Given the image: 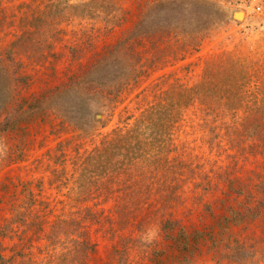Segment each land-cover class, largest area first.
Wrapping results in <instances>:
<instances>
[{
    "label": "trees",
    "instance_id": "16d2710c",
    "mask_svg": "<svg viewBox=\"0 0 264 264\" xmlns=\"http://www.w3.org/2000/svg\"><path fill=\"white\" fill-rule=\"evenodd\" d=\"M2 1L15 0H0V7ZM219 1L44 0L38 8L22 5L27 10L18 33L0 50L3 160L7 165L23 161L34 133L53 115L66 119L68 113L78 129L105 128L117 100L144 69L182 62L214 35ZM83 19L96 20L107 33H120L101 48L91 37L64 46L75 64L65 70L64 81L15 97L12 84L27 87L31 82L21 60L58 61L54 43L61 31L56 25ZM50 75L56 76L54 69ZM157 91L151 100L141 98L139 115L126 119H133L131 126L104 134L90 150L75 149L70 156L57 145L60 169L52 170L53 182L57 190L69 182L72 193L67 194H75L74 199L55 214L46 213L40 200L11 206L0 238L16 243L9 249L0 245V264H194L204 251L213 256L228 252L226 264H264V57L211 55L197 81L175 80ZM98 112L101 122L94 119ZM185 116L199 128L210 154H228L230 165L237 153L263 160V171L250 172L246 181L227 165L211 176L203 173L205 184L199 181L193 188L202 198L220 184L225 190L220 199L202 201V219L190 226L175 216L183 205V177L195 181L200 169L182 160L174 144ZM23 185L26 197H35ZM98 239L112 242L102 259Z\"/></svg>",
    "mask_w": 264,
    "mask_h": 264
},
{
    "label": "rangeland",
    "instance_id": "374dc122",
    "mask_svg": "<svg viewBox=\"0 0 264 264\" xmlns=\"http://www.w3.org/2000/svg\"><path fill=\"white\" fill-rule=\"evenodd\" d=\"M9 1V0H8ZM35 1V2H33ZM81 0H71V3L76 4ZM44 0H15L13 2L2 1L1 7L4 11L0 13V50L4 49L12 40V35L18 33V26L21 23L22 14L26 12L27 7L22 5H31V7H39ZM259 8V10H257ZM218 26L216 32L210 38L204 41L200 50L192 57L185 59L176 64L168 63L161 70L144 69L142 77L138 81H132L127 87V92L123 94L117 104L115 110L109 119L105 128L96 129H78L76 120L69 118L68 113H64L67 118L62 116L54 117L48 125H42L37 133L33 135V143L25 152V158L20 163L7 165L3 160V150L0 141V229L4 225V221L10 218L11 206H21L28 204L32 200H40L46 205L45 212L54 211V214L59 211L63 205L70 204L71 199H74L75 194L68 192L71 184L67 183V188L57 190V182H53L52 170H59V160L57 156L59 151H55L57 145L61 143L65 146L66 153L73 156V150H90L97 145L104 134L110 133L113 129L119 127H129L133 123V119L126 120L129 116L136 118L139 115L137 106L142 97H147L151 100L153 94L158 92L162 87L170 84L172 81L178 80L182 84H192L197 81L201 75L203 61L211 55L220 54L222 52H234L247 58L264 57V0H221L216 2ZM243 13L242 19H237L235 15ZM138 18V15L135 19ZM131 27V24L128 25ZM56 30L61 31L59 41L54 43V50L59 56V60L54 58H33L22 59L23 69L31 78V82L27 87L22 84H12L11 93L15 97H25L28 94L36 93L46 85L55 86L61 81H64V72L67 69L73 70L75 64L67 57L64 46L75 43L82 37H91L97 43L98 47H104L106 44L114 42L115 37L120 33L116 30L113 33H107L101 23L96 20L83 19L72 20L56 25ZM84 32V35L81 33ZM148 62L141 61L144 68ZM141 64H138V68ZM191 64L188 68L186 66ZM53 69L56 76H51ZM109 76L106 81H109ZM143 93V94H142ZM98 107V106H97ZM58 111V110H57ZM63 113V112H62ZM96 116H100L99 119ZM185 121L180 124L175 135L174 144L177 146L178 156L186 161L191 162L192 167L200 166L197 169L195 181L190 175L184 176V182L180 183L183 186V205L179 207V211L175 215L184 225H199L202 219V201H215L223 197L224 186L219 185L218 189L201 197L202 192L195 191L194 185L199 181L201 176L216 172L219 167L225 168L227 165L230 172L238 176L241 181H246L250 172L263 171L262 157L256 158L244 153H237L230 165V159H227L225 153H211L205 146V140L202 134L198 131L199 128L193 126L188 116H185ZM70 119V120H69ZM94 119L98 122L104 120L100 112L94 115ZM216 162V164H215ZM229 163V165H228ZM234 163V164H233ZM190 166V167H191ZM70 167L67 168L69 171ZM213 169V170H211ZM202 171V172H201ZM201 173V174H199ZM27 184L35 197H26L25 187ZM216 183V180H213ZM201 182L199 186L204 185ZM6 186V187H3ZM41 192V194H40ZM40 194V195H39ZM39 195V196H38ZM201 197V198H200ZM200 198V201L197 199ZM37 203V201H36ZM62 203V204H61ZM232 201H229L231 204ZM56 211V212H55ZM215 214L220 213L219 209L214 211ZM157 234L152 232L151 239ZM99 245L100 259L104 258L105 253L110 249L112 242L109 240H97ZM16 241L0 238V245L9 249ZM7 253V252H6ZM223 254L213 256L212 253L204 251L197 257L194 264H215L216 260L226 264L227 258ZM227 253V254H226ZM222 256V257H221Z\"/></svg>",
    "mask_w": 264,
    "mask_h": 264
},
{
    "label": "bare ground",
    "instance_id": "6f19581e",
    "mask_svg": "<svg viewBox=\"0 0 264 264\" xmlns=\"http://www.w3.org/2000/svg\"><path fill=\"white\" fill-rule=\"evenodd\" d=\"M243 13H237L236 15H235V17L237 18V19H242L243 18ZM100 118V116H97V119H99Z\"/></svg>",
    "mask_w": 264,
    "mask_h": 264
},
{
    "label": "built area",
    "instance_id": "2783aa9c",
    "mask_svg": "<svg viewBox=\"0 0 264 264\" xmlns=\"http://www.w3.org/2000/svg\"><path fill=\"white\" fill-rule=\"evenodd\" d=\"M257 10H259V8Z\"/></svg>",
    "mask_w": 264,
    "mask_h": 264
},
{
    "label": "water",
    "instance_id": "95a60500",
    "mask_svg": "<svg viewBox=\"0 0 264 264\" xmlns=\"http://www.w3.org/2000/svg\"><path fill=\"white\" fill-rule=\"evenodd\" d=\"M96 118H97V116H96Z\"/></svg>",
    "mask_w": 264,
    "mask_h": 264
}]
</instances>
